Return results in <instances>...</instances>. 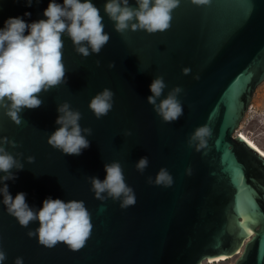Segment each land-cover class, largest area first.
<instances>
[{"label":"water","instance_id":"95a60500","mask_svg":"<svg viewBox=\"0 0 264 264\" xmlns=\"http://www.w3.org/2000/svg\"><path fill=\"white\" fill-rule=\"evenodd\" d=\"M48 3L33 0L29 7L26 0H0V28L9 17L28 23L46 19ZM92 3L110 35L101 52L82 57L65 35L66 83L41 93L42 105L25 108L20 125L0 109V138L16 141L18 147L5 145L13 156L23 154L18 157L23 170L13 169L17 178L5 181L11 195L26 193L35 209L48 197L84 201L91 236L78 251L64 243L44 247L27 235L39 221L20 226L0 196L3 264H14L17 256L23 264H201L208 257L236 255L241 248L234 264H264V157L233 136L264 81V0H210L202 6L180 0L171 27L152 34L118 33L104 12L106 0ZM129 3L136 6L135 0ZM184 67L191 68L189 75L182 73ZM156 76L167 85L161 99L175 86L183 89L178 95L183 115L172 123L147 102ZM106 87L114 92L113 107L97 119L89 101ZM64 101L81 112V127L92 129L91 136L84 134L90 146L80 155L63 154L47 143L59 127L57 106ZM204 124L212 135L197 152L187 141ZM29 155L34 162L27 161ZM143 156L149 165L140 173L135 163ZM114 160L135 192L134 206L100 201L91 190L87 177L103 180L105 163ZM161 167L172 175V186L147 183Z\"/></svg>","mask_w":264,"mask_h":264},{"label":"clouds","instance_id":"9594fccd","mask_svg":"<svg viewBox=\"0 0 264 264\" xmlns=\"http://www.w3.org/2000/svg\"><path fill=\"white\" fill-rule=\"evenodd\" d=\"M39 2V0H37ZM132 6L129 0H106L104 12L109 20L114 22V29L118 33L131 30L146 31L149 34L166 31L171 27L172 13L179 7L180 0H135ZM194 5H208L210 0H191ZM33 0H26L30 7ZM25 16L31 13L25 12ZM46 19L26 22L22 17H9L0 28V109H3L15 124H21L20 113L25 109H35L42 105L39 98L41 93L66 83V68L63 62L65 47L63 37L68 36L76 53L82 57L99 54L108 43L110 35L106 32L103 16L92 0H49L43 12ZM96 64L99 66L100 61ZM109 68L115 67L109 62ZM184 75L191 73L190 67L182 69ZM194 79H199L196 74ZM151 95L147 102L164 122L172 123L183 115V106L178 95L183 91L180 86L173 87L161 99L167 87L162 76H156L150 84ZM114 92L109 88L95 94L89 101L88 107L97 119L106 116L113 107ZM59 125L47 137V143L54 149L66 155H80L82 150L90 146L87 136L92 135V129L82 128L79 121L82 114L75 110L70 103L64 101L57 106ZM84 134H87L84 135ZM125 135H131L130 131ZM212 135L211 128L201 125L195 128L188 138V146L197 152L206 148L208 138ZM18 147L14 140L7 137L0 138V196L9 215L13 216L20 226L28 228L30 223L39 221L36 229H29L27 235L36 237L44 247H54L64 243L72 251L80 250L91 236V214L82 200H68L67 202L51 197L43 200L42 207L35 209L26 201V193L18 192L15 197L9 192L5 181H15L17 172L23 170L24 164L18 159L22 153L13 156L5 147ZM29 163L35 157H26ZM149 165L147 156L141 157L135 168L143 173ZM106 172L103 180L89 176L91 190L95 198L104 201L107 198L119 200L121 208L134 206L135 192L124 177V171L119 161L105 163ZM186 174L191 175L188 167ZM147 183L170 187L173 177L165 167H161L155 178L147 177ZM106 193V195H104ZM7 259L6 252L0 248V264ZM14 264H23V257L17 256Z\"/></svg>","mask_w":264,"mask_h":264},{"label":"rangeland","instance_id":"374dc122","mask_svg":"<svg viewBox=\"0 0 264 264\" xmlns=\"http://www.w3.org/2000/svg\"><path fill=\"white\" fill-rule=\"evenodd\" d=\"M243 133L264 150V81L255 88L249 107L236 128L234 135ZM241 251L222 262L210 263L205 260L201 264H234Z\"/></svg>","mask_w":264,"mask_h":264},{"label":"bare ground","instance_id":"6f19581e","mask_svg":"<svg viewBox=\"0 0 264 264\" xmlns=\"http://www.w3.org/2000/svg\"><path fill=\"white\" fill-rule=\"evenodd\" d=\"M237 135L240 136L250 147H252L260 155L262 153H264V150L261 147H259L254 141H252L249 137H247L245 134L240 133ZM262 156L264 157V155H262ZM252 233H250L249 235H251ZM230 257L231 256H228V255L214 256V257H208L207 259H205V261L207 260L206 262H210V263L222 262V261H225L226 259H228Z\"/></svg>","mask_w":264,"mask_h":264},{"label":"snow or ice","instance_id":"6c2138e0","mask_svg":"<svg viewBox=\"0 0 264 264\" xmlns=\"http://www.w3.org/2000/svg\"><path fill=\"white\" fill-rule=\"evenodd\" d=\"M261 155H264V153H262Z\"/></svg>","mask_w":264,"mask_h":264}]
</instances>
